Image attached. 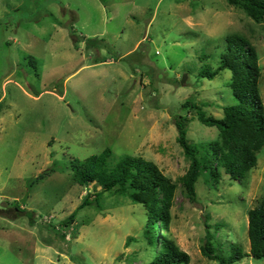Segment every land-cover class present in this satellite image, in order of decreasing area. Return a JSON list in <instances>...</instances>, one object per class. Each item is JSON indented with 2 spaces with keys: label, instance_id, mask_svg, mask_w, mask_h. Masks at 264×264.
Listing matches in <instances>:
<instances>
[{
  "label": "rangeland",
  "instance_id": "rangeland-1",
  "mask_svg": "<svg viewBox=\"0 0 264 264\" xmlns=\"http://www.w3.org/2000/svg\"><path fill=\"white\" fill-rule=\"evenodd\" d=\"M232 33L256 48L264 104V22L229 0H0V264H148L156 256L145 205L116 191L60 224L101 189L76 183L65 165L106 147L115 159L154 161L176 184L169 237L190 264H219L202 252L207 238L220 257L233 245L249 252L264 147L245 178L224 173L215 186L201 175L193 197L183 181L191 159L174 123L179 114L191 119L190 143L218 137L182 104L192 98L222 118L237 103L230 70L198 75L218 66ZM156 233H167L162 222Z\"/></svg>",
  "mask_w": 264,
  "mask_h": 264
},
{
  "label": "trees",
  "instance_id": "trees-1",
  "mask_svg": "<svg viewBox=\"0 0 264 264\" xmlns=\"http://www.w3.org/2000/svg\"><path fill=\"white\" fill-rule=\"evenodd\" d=\"M241 7L256 22H264V0H229ZM226 50L220 55L218 66H202L199 77L215 78L221 71L230 70L232 88L238 101L224 107V117L207 115L206 111L192 98H188L183 108L196 109L200 122L219 129L218 137L211 141L190 143L188 125L190 118L179 114L175 118L177 142L191 159L188 172L183 177L189 193L195 196V184L201 175L215 186L224 173L233 180H242L258 163V153L264 147V104L260 93L262 68L256 48L249 39L240 33L226 37ZM205 57V55H204ZM67 165V166H66ZM65 167L70 168L73 178L80 185L96 183L100 191L88 195L81 205L67 218L61 220L63 226H70L78 211L86 205H99L105 192H118L134 203L144 204L148 213L146 236L149 243L160 244V251L148 264H190V255L180 249L169 237L170 208L176 184L166 176L152 160L140 155L124 154L115 159L111 148L84 159H71ZM13 204V203H12ZM19 210V202L15 200ZM159 222H162L165 235L158 236ZM249 252L239 245H233L225 257L215 254L210 238H207L202 252L219 264H234L246 256L264 258V194L257 204L248 211Z\"/></svg>",
  "mask_w": 264,
  "mask_h": 264
},
{
  "label": "water",
  "instance_id": "water-1",
  "mask_svg": "<svg viewBox=\"0 0 264 264\" xmlns=\"http://www.w3.org/2000/svg\"><path fill=\"white\" fill-rule=\"evenodd\" d=\"M186 77H187V74H184L183 77H182V80H181V83L184 84L185 81H186ZM28 197V194H26V196L24 198L21 199V202H25L26 199Z\"/></svg>",
  "mask_w": 264,
  "mask_h": 264
}]
</instances>
